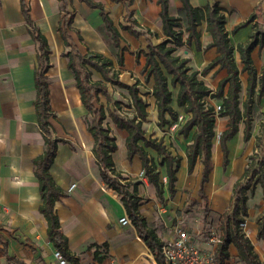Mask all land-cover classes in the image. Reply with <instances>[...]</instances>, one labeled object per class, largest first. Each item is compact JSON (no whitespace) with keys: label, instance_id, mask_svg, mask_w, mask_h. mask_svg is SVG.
<instances>
[{"label":"crops","instance_id":"obj_1","mask_svg":"<svg viewBox=\"0 0 264 264\" xmlns=\"http://www.w3.org/2000/svg\"><path fill=\"white\" fill-rule=\"evenodd\" d=\"M24 1L32 26L45 38L50 52L46 77L49 107L54 117L48 120V124L55 138L67 141L57 144L49 173L55 184L65 193V196L55 202L54 210L60 231L67 239L68 250L72 256L78 258V264H156L152 253L138 237L135 228L119 223V219L125 215L124 207L117 193L108 189L100 178L92 152L93 138L84 120L87 111L81 103L73 74L67 66L68 59L64 54L68 48L57 31L64 14L60 1ZM92 1L102 5L119 33L120 49L117 54L110 51L97 31L102 25L100 11L88 7L79 0L66 1V12L71 18V28L74 31L70 34L82 54L93 52L110 59L112 70L117 73L118 80L131 86L134 79L140 81L139 77L144 74L142 69L145 57L142 52H146L148 39L152 44H157L166 38L159 16L161 7L157 0ZM189 3L193 8L199 9L204 8L207 3H216L222 10L224 28L233 47L249 40L252 27L261 20V7L264 6V0H189ZM181 8V0H168V14L179 18L180 24L183 25ZM253 14H256V17L252 21L231 34L236 26L245 23ZM132 22L135 23L133 29L137 35L122 28L129 27ZM197 30L200 36V50L195 49L194 43L190 45L185 43L187 34L184 33L180 46L185 48L181 57L189 59L190 66L201 72L217 54L215 48L204 49L212 41L206 31V23L202 22ZM78 36L81 38L80 41L77 40ZM263 47L264 44L258 40L250 54L251 60L255 48ZM36 54L37 43L30 35L21 11L20 0H0V233L8 242L7 253L22 264H49L54 261L52 256L54 247L46 234L47 223L39 212L41 202L38 181L33 174L32 165V160L42 154L44 149L43 134L38 127L34 109ZM235 54L237 53L234 52V60ZM116 56L122 60V65L118 64ZM237 67L239 69L238 65ZM92 74L97 77L96 80L101 78L95 71H92ZM226 76L224 69L215 66L200 76L199 80L204 81V85L212 93ZM226 91L223 90V95ZM172 101L175 102V99ZM111 129L114 132L112 131L110 135L114 137L117 146L111 156L116 170L126 179H137L135 181L140 183L138 186L141 189L153 188L149 196L150 201L141 204L143 201L140 200L138 209L160 242L170 237L173 228L178 224L188 231L184 221L167 210L170 201L165 203L168 193L166 183H163V200H159L164 202L165 207L154 210L152 199L156 197L155 190L143 177L138 156L135 155L129 160L124 142L125 132L118 130L114 124ZM240 134L241 131H237L226 144L228 164L225 167L222 165L223 157L217 140L216 149L211 150L212 171L205 187L222 182V176L218 175L222 170L226 174V182L233 185L242 176L246 167L245 156H235L240 159V165L234 177L229 176L233 165L230 145ZM248 140L243 139V142ZM170 153L175 156L173 152ZM178 156L181 160L176 173L174 195L179 187L187 184L186 179L189 177H193L192 180L196 182L198 193L201 163L197 160L192 172L188 174L185 153L178 152ZM161 174L166 177L163 166ZM72 184H75V188L68 191ZM174 195L172 197L169 195V198H173ZM205 195L208 202V196L206 193ZM216 197L221 199L219 195ZM233 250L236 253L234 247ZM256 253L259 255L258 260H264L262 252ZM33 256L35 258H32ZM229 259L226 263L231 262L232 257ZM3 263V259L0 258V264Z\"/></svg>","mask_w":264,"mask_h":264},{"label":"trees","instance_id":"obj_2","mask_svg":"<svg viewBox=\"0 0 264 264\" xmlns=\"http://www.w3.org/2000/svg\"><path fill=\"white\" fill-rule=\"evenodd\" d=\"M59 1L64 14L60 19L57 31L63 39L64 45L68 48V51L64 54L68 59L67 66L73 74L81 103L87 111L84 120L93 138L92 152L100 178L117 193L124 207L125 215L135 228L138 237L144 241L152 253L156 264H164L160 253L161 242L157 238L155 231L139 213L138 207L141 198L137 196L135 188L129 190L127 183L116 172L112 161L111 156L117 149L115 139L110 135L109 128L103 125V120L105 119L103 109L95 104L99 95L104 96L108 101L110 100L111 96L107 84L119 86L128 91L132 107L134 108V116L129 118L120 114L117 110H110L109 117L118 130L125 132L124 142L127 158L130 160L133 156H138L141 162L142 175L154 187L155 195L160 201L163 200L164 184L159 180L157 166L165 168V185L169 195L172 197L175 193L176 173L179 169L181 158L178 155H172L160 140L146 136L143 122L148 116L146 111L147 103L139 96V83L131 86L121 83L118 80L117 73L112 71L110 59L98 53L87 52L82 54L79 51L77 42L70 34L74 31L71 28V18L66 12L67 0ZM79 1L90 8L100 11L102 25L98 27L97 31L110 51L113 54H117L120 49V36L104 12L102 5L92 0ZM157 3L161 7L159 16L163 34L166 38L157 44H152L148 39L146 52H142L145 57L142 73H144L146 81L152 79L151 95L156 107L157 125L160 128L167 125L170 120L172 122L177 120V113L171 105L173 100L171 89L176 90V105L182 109L184 114L188 115L185 122L180 126L179 133L184 138H187L190 131L194 129L191 135V142L186 146L185 150L187 173L190 174L192 172L197 160L201 163L202 171L198 194L206 204L207 197L204 190L212 171L211 148L214 138L215 113L212 106L207 107L205 105L204 98L213 97L220 99V110L217 115L228 119L226 128L218 136V143L223 157L222 165L225 167L228 164L226 144L238 131V121L243 115L239 107L241 85L239 69L234 60V52L238 54L239 61L242 64V71L248 75L246 100L243 104L244 110H248V104L251 103L254 96H257V100L264 96V71L258 81L260 88L255 92L256 71L250 58L252 50L258 44V38L255 34H250L246 43L237 44L235 47L230 45L228 34L224 28V16L216 3H207L204 8L199 9L193 8L189 0H181V11L184 18L183 29L180 25V19L168 14V0H157ZM20 5L26 24L29 27L30 35L37 43L36 66L34 69V109L38 127L43 134L44 149L42 154L32 160V165L33 174L38 181L41 202L39 212L46 220L47 238L54 249L62 254L68 264H78V258L72 256L68 250L67 239L60 231L58 218L54 210L55 202L65 196V193L55 184L49 173L50 165L56 154L57 144L60 142L67 143V141L55 138L48 124V120L54 117L49 107V91L46 77L50 52L45 38L32 26L25 1L20 0ZM255 17L256 14L251 15L245 23L236 26L231 34L247 25ZM202 22L206 23V31L212 38L211 43L205 46L204 49L215 48L217 55L201 72H198L190 66L189 59L176 55L175 51L177 47L182 45L184 33L187 34L185 43L187 45L194 43L195 49L200 50V36L197 28ZM134 25L135 23L132 22L129 27L122 28L128 30L131 34L137 35L138 33L133 29ZM77 40L80 41L81 38L78 36ZM116 57L118 64L122 65V60L118 56ZM215 66H218L219 69H224L227 76L219 82L217 90L213 94L198 77L205 75ZM92 71L98 73L101 78L93 80L91 77ZM225 86H227V91L223 95ZM249 138L250 125L246 121L243 139L247 141ZM255 148L256 152L248 157L242 176L233 185L231 209L223 213L220 222L221 237L216 247L214 264H225L226 260L230 258V245H233L239 261L243 264H259L252 245L240 231L239 223L241 220L237 217L240 208L244 211L246 191L251 188L253 183H259L264 192V131L256 137ZM147 149L152 150L157 155V163L153 161ZM257 237L258 239H264V218L258 227ZM7 245L6 238L0 233V258L3 259V264H22L21 261L7 253Z\"/></svg>","mask_w":264,"mask_h":264},{"label":"rangeland","instance_id":"obj_3","mask_svg":"<svg viewBox=\"0 0 264 264\" xmlns=\"http://www.w3.org/2000/svg\"><path fill=\"white\" fill-rule=\"evenodd\" d=\"M261 20L258 23H255L252 27V34L256 35L261 44H264V6L261 7ZM181 25V24H180ZM181 28H184V23L181 25ZM185 46H179L176 48V53L182 56V50ZM235 62L239 66V81L241 84V91L239 93V107L241 110L242 118L238 121V131H241L239 137L233 140L231 143V155L233 159L232 170L230 172V177H234L236 174V170L240 165V159L236 157L245 156V166L248 162V157L256 152L255 143L256 137L259 136L264 131V98H260L257 100V96H254L251 103L248 104V110H244L243 104L246 100V78L247 74L242 72V64L239 61L238 55L235 54ZM252 66L256 71V87L255 92L259 90L260 84L259 79L261 77L262 71L264 70V47L255 48L252 55ZM113 71V70H112ZM115 73V71H113ZM92 79L96 80V76L92 74ZM139 79L133 80V84L139 83L138 92L139 96L147 103V118L143 122V128L145 130V134L149 138H155L156 140H160L167 148L169 152H173L175 155H178V152H184L186 150L187 143L191 142V135L194 131L192 129L188 138H184L180 135L179 129L180 126L184 123L188 115L184 114L181 108L175 105V102L172 101L171 105L173 106L175 112L178 117H182L181 123L178 127H174L171 120L167 125L163 128L158 127L157 125V116H156V107L154 103V99L151 95L152 91V79L148 81L145 80V75H141ZM200 78V76L198 77ZM204 82V81H203ZM207 82V81H206ZM110 92V100H106V98L102 95L97 97L95 102L97 107L103 109L105 114V119L103 120V125L109 128L110 133L112 134L114 131L112 128L113 124L111 123L109 117L110 110H117L120 114L126 115L131 118L134 116V108L131 104V99L129 97L128 91L122 87L115 86L112 84H107ZM172 90V98L175 99V90ZM216 88L212 90V93L215 94ZM227 88L224 89V92ZM213 96V95H212ZM205 105L207 107L212 106L213 108L220 105V99L213 97L204 98ZM215 113V126H214V138L212 140V149L215 150L217 146V140L219 133L226 128L228 123V119L224 117H219ZM168 118V117H167ZM245 120V121H244ZM248 122L250 125V139L248 142H243L242 135L245 127V122ZM113 131V132H112ZM149 155L152 157L155 163L158 162L157 155L152 151L148 150ZM236 156V157H235ZM118 160L117 157H115ZM134 168V167H132ZM116 170V168H115ZM157 170L159 171V180L163 183H166V177L163 176L162 167L157 166ZM123 178V180L128 184V188L132 190L135 188L137 193L141 197V204H145L150 201V192L153 189L152 187H148L147 189H141L138 185L137 179H132L126 177L118 170H116ZM223 178V181L218 185H210V187H205V193L208 196V202L205 204L202 197L197 193V184L193 181V177L187 178V184L184 187H179L177 193L173 198H169L167 193V198L165 199V203L168 202L167 210L171 213H175L178 218L184 221V224L188 228V231L192 234L199 233L200 236H208L211 234H216L221 237L220 230V222L223 216V213L228 209H231V192L233 188V184L226 182V174L222 170L218 173ZM140 176V174H137ZM230 179V178H229ZM232 179V178H231ZM138 188V189H137ZM112 190L111 188H108ZM139 190V191H138ZM216 195L221 196L217 198ZM154 202L153 208L156 210L158 207H165L164 202H160L158 198L154 196L152 199ZM220 201V202H219ZM244 211L240 208L237 217L241 220L240 223H245L244 229L240 226V231L245 235V237L249 240L252 245L253 252H262L264 256V239H258L257 230L260 226L261 222L264 218V192L260 187L259 183H253L251 188L246 191V201L244 204ZM171 219V215L169 216ZM34 251V250H32ZM35 252V251H34ZM229 254L232 257L233 264L240 262L237 255H235V251L233 250V245L229 246ZM257 254V253H256ZM257 256H259L257 254ZM32 258H35L34 256ZM49 264H56L53 260Z\"/></svg>","mask_w":264,"mask_h":264},{"label":"built area","instance_id":"obj_4","mask_svg":"<svg viewBox=\"0 0 264 264\" xmlns=\"http://www.w3.org/2000/svg\"><path fill=\"white\" fill-rule=\"evenodd\" d=\"M213 110L218 112L220 105L214 107ZM182 119V117H178L171 129L178 127ZM74 188L75 184H72L68 191ZM119 223L131 226V222L126 215L119 219ZM239 226L244 229L245 223H239ZM219 241L220 236L216 234L208 236H200L199 233L192 234L178 224L173 228L172 235L161 241L160 253L164 264H214V255ZM52 256L57 264H67L58 250L54 249ZM258 261L259 264H264V260ZM228 262H225V264H233L231 263L232 260ZM236 264L243 263L237 262Z\"/></svg>","mask_w":264,"mask_h":264},{"label":"bare ground","instance_id":"obj_5","mask_svg":"<svg viewBox=\"0 0 264 264\" xmlns=\"http://www.w3.org/2000/svg\"><path fill=\"white\" fill-rule=\"evenodd\" d=\"M218 152V151H217ZM217 156V155H216ZM216 162H218V161H216ZM215 163V162H214ZM232 165V164H231ZM181 171H182V169H181ZM180 176V175H179ZM179 178V177H178ZM210 187V186H209Z\"/></svg>","mask_w":264,"mask_h":264}]
</instances>
